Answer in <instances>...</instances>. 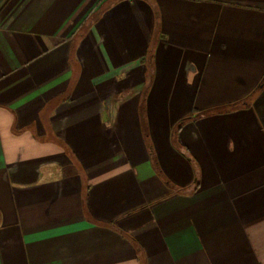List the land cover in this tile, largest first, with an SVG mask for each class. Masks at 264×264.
Returning <instances> with one entry per match:
<instances>
[{
	"label": "crops",
	"instance_id": "0c3cea01",
	"mask_svg": "<svg viewBox=\"0 0 264 264\" xmlns=\"http://www.w3.org/2000/svg\"><path fill=\"white\" fill-rule=\"evenodd\" d=\"M0 264H264V0H0Z\"/></svg>",
	"mask_w": 264,
	"mask_h": 264
}]
</instances>
